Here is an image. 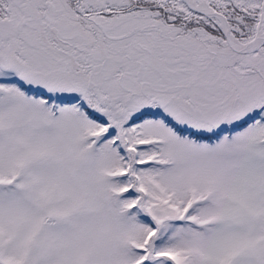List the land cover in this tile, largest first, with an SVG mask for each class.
Here are the masks:
<instances>
[{
  "label": "snow or ice",
  "instance_id": "6c2138e0",
  "mask_svg": "<svg viewBox=\"0 0 264 264\" xmlns=\"http://www.w3.org/2000/svg\"><path fill=\"white\" fill-rule=\"evenodd\" d=\"M0 264H264V0H0Z\"/></svg>",
  "mask_w": 264,
  "mask_h": 264
}]
</instances>
